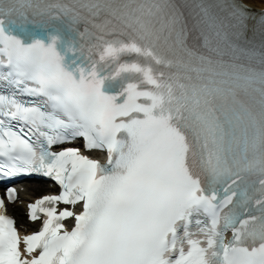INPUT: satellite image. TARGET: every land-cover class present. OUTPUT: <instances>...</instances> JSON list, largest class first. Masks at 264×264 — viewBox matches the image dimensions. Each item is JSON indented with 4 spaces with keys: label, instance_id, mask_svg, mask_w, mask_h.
Instances as JSON below:
<instances>
[{
    "label": "snow or ice",
    "instance_id": "1",
    "mask_svg": "<svg viewBox=\"0 0 264 264\" xmlns=\"http://www.w3.org/2000/svg\"><path fill=\"white\" fill-rule=\"evenodd\" d=\"M0 82V181L59 188L23 237L0 197V264H264L251 0H0Z\"/></svg>",
    "mask_w": 264,
    "mask_h": 264
},
{
    "label": "bare ground",
    "instance_id": "2",
    "mask_svg": "<svg viewBox=\"0 0 264 264\" xmlns=\"http://www.w3.org/2000/svg\"><path fill=\"white\" fill-rule=\"evenodd\" d=\"M251 2H252V4H253V6L254 7H260V8H262V5H261V0H251ZM36 189H38V191L36 190ZM31 190L33 191H35V193H34V195L35 196H37V195H39L40 193H43V191H44V193H46V192H48L49 190H47L46 189V186H45V184H43V183H32V187H31ZM46 191V192H45ZM30 194H32V193H30ZM29 194V195H30ZM10 208V210L11 209H13L12 207H9ZM19 215V214H18ZM20 220H21V218H20Z\"/></svg>",
    "mask_w": 264,
    "mask_h": 264
},
{
    "label": "rangeland",
    "instance_id": "3",
    "mask_svg": "<svg viewBox=\"0 0 264 264\" xmlns=\"http://www.w3.org/2000/svg\"><path fill=\"white\" fill-rule=\"evenodd\" d=\"M44 192V191H43Z\"/></svg>",
    "mask_w": 264,
    "mask_h": 264
}]
</instances>
